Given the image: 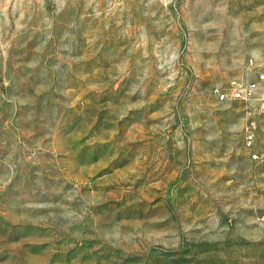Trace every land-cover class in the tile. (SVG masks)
<instances>
[{
	"label": "rangeland",
	"instance_id": "rangeland-1",
	"mask_svg": "<svg viewBox=\"0 0 264 264\" xmlns=\"http://www.w3.org/2000/svg\"><path fill=\"white\" fill-rule=\"evenodd\" d=\"M251 60L264 0H0V264H264V163L217 99Z\"/></svg>",
	"mask_w": 264,
	"mask_h": 264
},
{
	"label": "built area",
	"instance_id": "built-area-1",
	"mask_svg": "<svg viewBox=\"0 0 264 264\" xmlns=\"http://www.w3.org/2000/svg\"><path fill=\"white\" fill-rule=\"evenodd\" d=\"M248 69L254 73V79L231 85L220 91L217 99L219 102H239L243 105L247 112L244 143L251 151L249 159L255 163H264V148L256 143L258 128L256 115L264 117V62L251 60Z\"/></svg>",
	"mask_w": 264,
	"mask_h": 264
}]
</instances>
